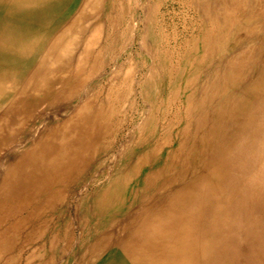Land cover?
<instances>
[{
  "label": "bare ground",
  "instance_id": "6f19581e",
  "mask_svg": "<svg viewBox=\"0 0 264 264\" xmlns=\"http://www.w3.org/2000/svg\"><path fill=\"white\" fill-rule=\"evenodd\" d=\"M0 264H264V0H0Z\"/></svg>",
  "mask_w": 264,
  "mask_h": 264
},
{
  "label": "rangeland",
  "instance_id": "374dc122",
  "mask_svg": "<svg viewBox=\"0 0 264 264\" xmlns=\"http://www.w3.org/2000/svg\"><path fill=\"white\" fill-rule=\"evenodd\" d=\"M149 4H150V2H149ZM172 6H173V5H172ZM173 7H174V6H173ZM180 9H181L180 7H176V10H177V11H180ZM132 48H134V46H133Z\"/></svg>",
  "mask_w": 264,
  "mask_h": 264
}]
</instances>
